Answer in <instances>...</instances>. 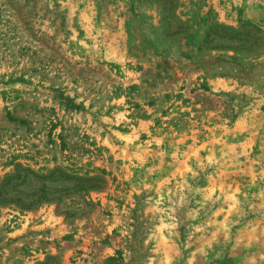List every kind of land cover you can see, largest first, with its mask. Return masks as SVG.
Instances as JSON below:
<instances>
[{"label": "rangeland", "instance_id": "1", "mask_svg": "<svg viewBox=\"0 0 264 264\" xmlns=\"http://www.w3.org/2000/svg\"><path fill=\"white\" fill-rule=\"evenodd\" d=\"M239 1L0 0V264H264Z\"/></svg>", "mask_w": 264, "mask_h": 264}, {"label": "crops", "instance_id": "2", "mask_svg": "<svg viewBox=\"0 0 264 264\" xmlns=\"http://www.w3.org/2000/svg\"><path fill=\"white\" fill-rule=\"evenodd\" d=\"M259 4H261L262 7V5H264V0H240L239 11H241V14L239 13V18L258 22L259 18L256 17V14L259 13V10L264 9H260Z\"/></svg>", "mask_w": 264, "mask_h": 264}, {"label": "trees", "instance_id": "3", "mask_svg": "<svg viewBox=\"0 0 264 264\" xmlns=\"http://www.w3.org/2000/svg\"><path fill=\"white\" fill-rule=\"evenodd\" d=\"M63 13L65 12V11H62ZM33 37V39H34V37L35 36H32ZM56 35H53L52 37H50L52 40H56ZM17 80H19V78L17 79ZM60 98L62 99V101L65 103V105H66V107H68V108H73V109H78V106H76V104H74L72 101H71V99L69 98V97H66V96H64L63 94H60Z\"/></svg>", "mask_w": 264, "mask_h": 264}]
</instances>
